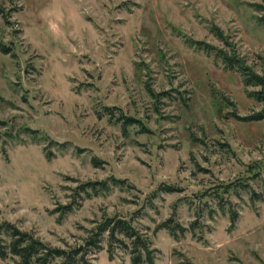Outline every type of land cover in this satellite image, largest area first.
Returning a JSON list of instances; mask_svg holds the SVG:
<instances>
[{"label": "rangeland", "instance_id": "rangeland-1", "mask_svg": "<svg viewBox=\"0 0 264 264\" xmlns=\"http://www.w3.org/2000/svg\"><path fill=\"white\" fill-rule=\"evenodd\" d=\"M0 8V225L68 248L123 217L157 264H264V118L245 119L264 110L260 87L191 43L264 75V0ZM100 239L92 264H133Z\"/></svg>", "mask_w": 264, "mask_h": 264}, {"label": "trees", "instance_id": "trees-1", "mask_svg": "<svg viewBox=\"0 0 264 264\" xmlns=\"http://www.w3.org/2000/svg\"><path fill=\"white\" fill-rule=\"evenodd\" d=\"M0 14L9 22L8 14L1 8ZM213 30L225 44H231L229 36L220 29L213 28ZM191 43L208 53H215L222 59L226 68L241 72L246 85L259 86L260 89L253 91L252 94L264 102V75L253 72L244 60L232 51L220 49L205 41L192 40ZM0 48L4 53L11 52V47L4 43H0ZM262 118H264V110L245 117L247 120ZM123 119L126 124L138 122L134 117L127 115H124ZM92 184L96 185V183ZM164 226L172 228L168 223H165ZM105 233L108 234L111 247L119 242L130 251L133 264H157L149 238L141 233L131 221L123 217H111L101 223L94 235L88 239L87 245L80 244L68 246V248L53 246L32 233L22 231L14 224L6 222L0 225V257L4 259L16 258V264H92L88 258V245H96L101 248L100 237ZM3 235L7 237L6 240L3 239Z\"/></svg>", "mask_w": 264, "mask_h": 264}]
</instances>
